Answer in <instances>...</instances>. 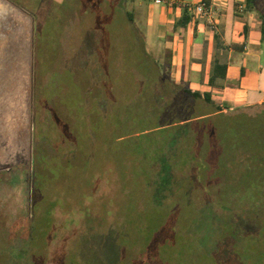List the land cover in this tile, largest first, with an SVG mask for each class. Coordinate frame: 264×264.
<instances>
[{"label":"rangeland","instance_id":"1","mask_svg":"<svg viewBox=\"0 0 264 264\" xmlns=\"http://www.w3.org/2000/svg\"><path fill=\"white\" fill-rule=\"evenodd\" d=\"M53 5L56 13L43 23L36 14L33 127L28 123L33 118L31 69L3 68L7 57L20 60L22 53H14L15 46L4 53L7 38L0 45V105L5 116L0 163L8 167L0 193V264H264V104L228 111L199 107L191 117L182 108H165L168 100L158 87L164 79L156 68L170 75L169 57L148 41L143 14L126 0L121 15L115 16L109 8L106 16L99 12L95 0H53ZM40 6L23 4L29 12ZM99 31L102 35H92ZM39 83L43 91L37 90ZM74 104L83 109L74 113ZM183 128L196 129L186 135ZM132 137L139 145L135 153L141 168L145 159L151 163L163 145L180 137L177 193L190 195L192 205L181 204V214L173 215L168 208H137L134 218H128L132 224L124 226L127 239L120 230L125 213L121 218L116 210V219L103 221L109 215L103 203L106 194L94 182L108 165L107 141L121 147ZM80 140L95 163L82 166L85 177L72 165H82L86 153H72V165L54 156L63 142L76 150ZM36 143L54 159L44 162L50 175L40 176V187L35 178L33 190ZM141 146L151 148L150 156L141 153ZM42 152L36 158L39 167ZM125 162L123 157L122 172L116 164L119 182L113 205L120 209L125 196L124 207L132 209V197L142 194L143 187L133 175L135 163H127V177ZM12 176L20 178L16 185L8 184ZM84 183L92 184L87 193ZM80 196L84 208L77 204ZM89 196L98 201L90 203ZM67 198L75 203L73 208ZM80 221L77 239L70 241L71 228Z\"/></svg>","mask_w":264,"mask_h":264},{"label":"crops","instance_id":"2","mask_svg":"<svg viewBox=\"0 0 264 264\" xmlns=\"http://www.w3.org/2000/svg\"><path fill=\"white\" fill-rule=\"evenodd\" d=\"M126 1L144 15L148 41L153 48H159L168 55L170 76L176 84L195 91L210 93L213 100L218 101L217 104L225 108L224 111L264 104L262 18L259 11L247 8L246 0H161V3H156L155 0ZM199 1H204L216 9L214 24L196 17L190 11L189 25L186 28L177 29L176 24L183 17L185 8L189 9V6ZM95 2L96 8L101 13L105 12V16L107 8L110 9L111 15L122 13L123 0H95ZM23 4L42 6L35 12H29ZM241 6L244 7L241 8ZM56 9L53 0H0V45L5 44L2 38H7L6 43L9 47L3 52L11 53L10 47L15 46L17 49L14 48V53H22L20 60L17 57L13 59L15 56L7 57L3 68L31 69L32 104L29 106V111L31 108L33 118L28 123L32 127L36 118L34 88L36 53L34 36L38 28L36 14H39L40 22H42V19L48 20L50 15H54ZM101 33L99 31L92 35L100 36ZM115 33L116 31L112 34L115 35ZM27 38H31L29 43ZM19 45H21L20 48ZM27 61L30 63L27 64ZM215 65L226 66V76L225 80L218 78L215 85L210 86L209 81ZM216 94L221 95L220 100L214 97ZM70 108L74 113H78L83 106L74 104ZM3 112V106H1L0 127L4 124ZM2 113L4 117L1 116ZM3 165L5 164L0 163V174H4L7 179L5 169L8 167ZM23 212L27 213L24 208Z\"/></svg>","mask_w":264,"mask_h":264},{"label":"trees","instance_id":"3","mask_svg":"<svg viewBox=\"0 0 264 264\" xmlns=\"http://www.w3.org/2000/svg\"><path fill=\"white\" fill-rule=\"evenodd\" d=\"M262 4H264V0H246V6L247 8L249 7V10L255 9L256 11L260 12V16L262 18V29H263V36H264V8H262ZM189 12L190 10L188 8H185L183 17L176 24L177 29L186 28L189 25V23L191 22V15L189 14ZM35 56H36V53H35ZM226 70H227L226 66L215 65L214 70H213V75L211 76L210 81H209L210 86H214L215 81L218 78L225 80ZM156 72L158 73L157 74L158 77L161 76L164 79L163 80L164 82L158 85V87L161 89L159 90L166 97V100H168V103H165L163 107L165 106L166 108V106L168 107V105L170 104L172 108H182V110H184L183 113H185L189 117H191L195 113L197 114V111H199V107L214 108L218 111H224L225 108L223 106L216 104L210 93L208 92L203 93L200 91H195L190 88L176 84L171 79V76L168 73L167 74L160 73L158 70V67L156 68ZM34 78H35L34 88H35V94H36V88L38 85L37 84L38 75H37L36 68L34 69ZM110 87L112 88V86ZM37 90L43 91L44 86H42L39 83ZM183 129H185V134L188 135L187 134L188 129L189 131H191V130H195L196 128H183ZM179 138L170 140L169 143L167 142L166 145H163V147L159 149L160 153L158 157L151 158L152 160L151 163H146V159H145L142 165L143 166L142 168L138 166V162L140 160H138L139 158L136 157L137 154L135 153V148H138L139 145L137 142L133 141V137L131 138L130 143L127 142L128 140L126 141L127 143L125 142L126 144L122 142L121 147L113 146V144L107 141L108 144L106 146L105 154H108L106 155L109 159L108 165L105 166L106 171H104L99 178H95L94 183L98 184L99 187L102 189V192L106 194V197L103 198L104 200L103 203L106 204L105 207H106V210L109 211L108 213L109 215L106 216L103 221H108L110 218L116 219V214L114 213L116 210H119L121 214L120 216L121 218H124L122 212L126 214V221L120 227V230H123V233H124V234L121 233V236H125L127 239L129 238L130 235L125 230L126 228L124 226L132 224V220H128V218L130 217L134 218V215L137 212V208L141 210H144L145 208L146 210V207H148L149 209H154V210H159V211H165L163 209L168 208L169 213L173 215L174 213L181 214L180 210L178 209V207H180L181 204L185 205V207L192 205V202H191L192 197L190 195L186 193L185 194L177 193L178 189L180 188V185H179L180 177L178 176L179 173L177 171V168L180 167V164L178 166L179 162L177 160L178 155H179L178 153L179 150H177L179 146L178 145ZM81 142L82 140L77 141L75 143L76 150H74V146L63 142L64 148H62V151L60 150L59 152L56 151L54 156H58V158H61L63 159V161H66L67 163L72 165L74 161V159L72 158L73 156L72 153L75 154L76 151H78L83 156H84V153H86L87 160L83 158L84 160L81 161L82 165H76L75 162L72 165V167L74 166V167L79 168L80 172L82 173V166L84 164L87 165V163L88 164L90 163L92 167L95 165V163H91L89 161V159H93L92 153L88 154L87 152H85L84 151L85 148L81 147ZM123 145H126V146L123 147ZM41 148L42 147L40 146V143H36L33 147V158H32L33 165L31 168V180L33 181V190H34V184H35L34 180L37 179V184L40 187L41 186L40 184H42L43 182V179L41 178L42 175L44 176H46L47 174L50 175L49 174L50 171L47 169V167H45L47 165L44 166V162L45 161L51 162L52 159H54L53 158L54 156H52L51 160L49 159L50 156L45 146H43L42 148L43 152L41 151ZM141 149H142L141 153L144 156L146 155L150 156L151 148L149 146H144L143 148L141 146ZM40 152H42L44 156L43 163H41L42 167H39L36 162V158H38L37 155H40ZM76 156H78V154ZM123 157L126 161L125 162V173L127 177L130 174L127 163H131L129 164L130 166L132 165V163H135L134 164L135 170L133 172V175L136 174L137 179L142 184L141 188L143 187L142 194L132 197V203H133L132 207H135L136 209L135 208L131 209L130 207L126 208V206L124 207V205L126 204L125 196L124 197L122 196L120 198V202H121L120 209L119 207L113 205V202L117 200V194H118L117 188H118L119 178L117 176V167L119 169L121 168V172H122L123 165L121 163H122ZM116 164H117V167H116ZM114 168H115V174L113 173ZM10 171H12V167H10ZM83 177H85L84 174H83ZM6 180L7 179L5 175L0 174V193L4 189V187H6V183H5ZM19 181H20L19 176H14V177L12 176L8 184L16 185ZM89 186H92V184L90 183L83 184L82 190L84 191V193H87ZM32 193H33L32 195V203H33L34 202V198H33L34 191H32ZM59 198L62 199L61 197H58V199ZM90 198H91L89 200L90 203H95L96 201H98L97 199H95L98 197L93 196ZM67 203L69 206H71V208H73V206L75 205V203H73L71 199L70 200L68 199ZM83 203H85V201L81 199V196L78 197L77 204H79L80 206H82V208H84L82 205ZM56 204H58L57 201H56ZM25 210L27 211L28 207L25 206ZM72 210L73 209H71L69 213V217L71 218H73V214H71ZM2 212L3 211H0V213ZM25 219L26 220L29 219L28 212L26 213ZM31 221L33 223V220ZM80 226H81V221L79 224L77 225L75 224V226L71 228L73 235L72 237H70V241H72L73 239H77L76 237H77V233L79 231L78 229ZM209 255H211L209 257H212L211 253Z\"/></svg>","mask_w":264,"mask_h":264},{"label":"built area","instance_id":"4","mask_svg":"<svg viewBox=\"0 0 264 264\" xmlns=\"http://www.w3.org/2000/svg\"><path fill=\"white\" fill-rule=\"evenodd\" d=\"M156 3H161V0H155ZM244 7V6H243ZM241 6V8H243ZM189 10L196 15V17L206 19L210 24H214V14L216 9L210 5L205 3L204 1H199L194 5L189 6Z\"/></svg>","mask_w":264,"mask_h":264}]
</instances>
